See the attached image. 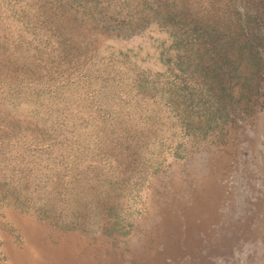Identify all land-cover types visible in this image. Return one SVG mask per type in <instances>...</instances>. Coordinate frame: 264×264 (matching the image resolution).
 <instances>
[{
	"label": "rangeland",
	"instance_id": "374dc122",
	"mask_svg": "<svg viewBox=\"0 0 264 264\" xmlns=\"http://www.w3.org/2000/svg\"><path fill=\"white\" fill-rule=\"evenodd\" d=\"M232 4L0 0V264H264V79L175 41Z\"/></svg>",
	"mask_w": 264,
	"mask_h": 264
},
{
	"label": "trees",
	"instance_id": "16d2710c",
	"mask_svg": "<svg viewBox=\"0 0 264 264\" xmlns=\"http://www.w3.org/2000/svg\"><path fill=\"white\" fill-rule=\"evenodd\" d=\"M183 11L188 31L175 41L189 43L190 54L181 64L200 77L212 104L233 101L229 87H224L228 80L239 79L249 99L257 95L264 79V10L255 2L233 0L230 16L221 19H187ZM241 66L246 70L243 75L238 72Z\"/></svg>",
	"mask_w": 264,
	"mask_h": 264
}]
</instances>
